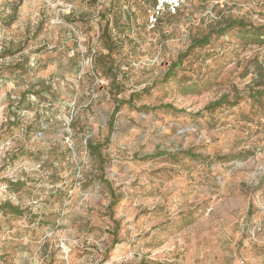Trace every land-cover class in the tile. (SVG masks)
Segmentation results:
<instances>
[{
	"label": "rangeland",
	"instance_id": "rangeland-1",
	"mask_svg": "<svg viewBox=\"0 0 264 264\" xmlns=\"http://www.w3.org/2000/svg\"><path fill=\"white\" fill-rule=\"evenodd\" d=\"M153 1L0 0V264H264V0Z\"/></svg>",
	"mask_w": 264,
	"mask_h": 264
},
{
	"label": "trees",
	"instance_id": "trees-1",
	"mask_svg": "<svg viewBox=\"0 0 264 264\" xmlns=\"http://www.w3.org/2000/svg\"><path fill=\"white\" fill-rule=\"evenodd\" d=\"M158 1L154 0L153 1V7L155 8V6L157 5ZM159 11V10H158ZM160 13V11H159ZM158 13V14H159ZM160 15H157L156 19H159ZM235 26L241 27L242 29H244V31L246 33L249 34V38L252 42L254 43H258L259 45L263 46L264 48V26H258L255 27L253 25H249L246 22H244V20H238V19H232V18H228L225 20V23L223 25L220 26L219 30H215L214 32L219 33V34H224L226 30L233 28ZM210 39H211V34H206L202 37H198L195 38L193 40V44L195 46H204L210 43ZM112 40L110 39V35L107 36V38H105V47L108 49L109 53L112 51ZM180 65V60L173 62L171 65H169L168 71L166 76L167 77H171V76H175L177 69ZM256 69H257V85L258 86H263L264 85V60L261 62H257L256 63ZM262 94L261 91H257L256 93H254L252 95L253 98L258 99V97ZM224 103H229V100H226V98H221L219 100H216L210 104H208L205 109L206 110H213L219 106H222ZM164 107L166 109L172 110L174 112H185V109H178L175 106H173L172 104H165ZM119 109V107L117 108V110ZM194 115H200L199 113H196ZM107 141H110V137L107 138ZM91 154L93 155H99L101 162L103 161L102 156L100 154L99 148H98V144H94L92 141H89L87 144ZM164 152H159V154L157 155H162ZM156 155H148V157H155ZM187 156H192V157H197V155L192 152V151H187ZM101 167H104L103 164H101ZM104 169V168H102ZM3 207H7L9 209V211L13 214L16 215H21L23 213V210L15 204L12 203H5L3 205Z\"/></svg>",
	"mask_w": 264,
	"mask_h": 264
},
{
	"label": "built area",
	"instance_id": "built-area-1",
	"mask_svg": "<svg viewBox=\"0 0 264 264\" xmlns=\"http://www.w3.org/2000/svg\"><path fill=\"white\" fill-rule=\"evenodd\" d=\"M157 8L160 6L166 5L167 7L171 8L173 11L179 6L182 0H157Z\"/></svg>",
	"mask_w": 264,
	"mask_h": 264
}]
</instances>
